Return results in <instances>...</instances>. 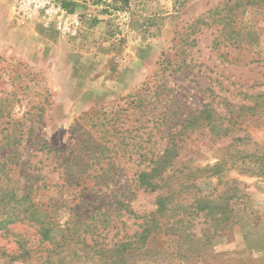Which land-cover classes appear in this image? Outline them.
<instances>
[{
    "label": "rangeland",
    "instance_id": "obj_1",
    "mask_svg": "<svg viewBox=\"0 0 264 264\" xmlns=\"http://www.w3.org/2000/svg\"><path fill=\"white\" fill-rule=\"evenodd\" d=\"M250 1L130 0L115 11L72 0L82 27L69 37L16 20L0 0V99L11 113L0 127V264H42L47 249L51 264H119L101 251L133 243L166 193L136 187V137L155 153L177 144L168 176L179 205L145 245L123 251L124 264H264V3ZM92 109L116 125V147L105 126L81 122ZM14 126L21 144L4 147L1 131ZM96 141L111 146L108 186L79 180ZM234 189L233 220L215 234L195 201L223 203ZM12 191L59 224L51 245L28 223L2 224ZM20 245L38 252L19 258Z\"/></svg>",
    "mask_w": 264,
    "mask_h": 264
},
{
    "label": "trees",
    "instance_id": "obj_2",
    "mask_svg": "<svg viewBox=\"0 0 264 264\" xmlns=\"http://www.w3.org/2000/svg\"><path fill=\"white\" fill-rule=\"evenodd\" d=\"M92 2L95 6L99 5H106L108 8H113L115 11H122L125 8L129 7L130 0H88ZM256 2V0L250 2ZM260 3H264V0H258ZM64 6L70 9L73 12V7L71 2H65ZM109 11H105L107 14ZM6 101L0 99V127L3 125L5 119L11 118V113L6 110ZM95 112V109H92L91 112L85 113L81 118V122H88L92 121L95 122V125H92L94 128L103 127L107 128L106 134L109 137V143L111 144L112 148L116 147L117 145L114 143L115 136L113 132H115L116 125H104L103 121H100V118L97 113L92 114ZM112 121H115L112 119ZM81 125H75L72 130L74 131L75 128H80ZM1 133L4 135L3 141L5 142L4 147L7 148H17L21 144L20 138H23L25 134L24 131L18 130L15 126L12 132L5 131L3 129ZM19 137V138H18ZM135 144V145H134ZM144 141L141 137H136V141L133 143V149L136 151V154L139 156L140 165H144V169L138 171L137 178H136V187L139 189H143L145 192L149 193H156L160 191H166L163 195L159 196L157 199V212L156 214L152 215V219L150 221H145L142 230L134 236L133 243H123L117 246V249L109 250V251H101L103 257L108 260H113V258H117L119 264L123 263V251L131 248V249H138L139 246L145 245L146 241L151 237L152 232H156L155 230L158 229V219L163 218L166 216V213L170 211V209H174V205H179L177 198H178V188L179 183L176 185L172 181V177L168 176L169 170L173 168L174 161L177 159L179 151L178 146L175 142L171 141L167 143L166 147L158 152L155 153L147 147H144ZM88 146L89 151L92 152L94 155L95 153H99L98 156L90 159V163H83L82 165L78 164L77 167L84 168L85 171H82L81 176L84 177L80 178L79 180H83L86 182L87 180L90 181V184L93 185L92 187H99V186H108L112 180L113 170L111 167L114 166L112 160L110 159L108 162H105L104 154L110 151V147L107 144L100 145L97 141L94 143H86ZM54 151L52 149H49ZM97 155V154H96ZM264 165V159H263ZM217 171L212 174V176L220 175V167L216 168ZM101 172V174H99ZM89 173V174H88ZM88 174V175H86ZM79 178V177H78ZM77 177H73V180H78ZM236 189L233 190L231 196L226 197V200L222 203L216 200H210L209 197H204L198 199L196 202L195 210L197 214L204 213L205 219H211V221L216 225L215 234H217L222 225L227 224V222L233 220V211L229 202L237 197ZM10 199L7 203L8 206H11V202L13 203V207L11 206V210L14 211L13 217L9 216L8 221L2 223L3 225L9 226L15 224L17 222L20 223H28L30 224L36 231L37 235L39 236L40 244H52V240L55 239L58 232H60L59 224L56 223L51 217L50 213L48 212L47 208H44L40 204H35L31 201L27 200V197H22L21 199L17 198V193L12 191L10 195ZM119 207H123V203L119 202ZM61 228V227H60ZM226 228V226L222 227ZM27 244V243H26ZM21 253L19 258H31L34 254H36L38 249H34L32 246H24L20 245L19 251ZM51 249H47L42 252L45 254V262L42 264H51ZM106 254H110L109 257H106ZM42 259L44 257L42 256ZM115 263V261H114Z\"/></svg>",
    "mask_w": 264,
    "mask_h": 264
},
{
    "label": "built area",
    "instance_id": "obj_3",
    "mask_svg": "<svg viewBox=\"0 0 264 264\" xmlns=\"http://www.w3.org/2000/svg\"><path fill=\"white\" fill-rule=\"evenodd\" d=\"M12 15L18 21L40 19L56 26L64 35L77 37L82 23L78 16L64 6L72 0H7Z\"/></svg>",
    "mask_w": 264,
    "mask_h": 264
}]
</instances>
